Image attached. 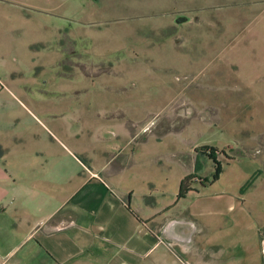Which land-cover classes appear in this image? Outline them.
Wrapping results in <instances>:
<instances>
[{"label": "rangeland", "instance_id": "rangeland-1", "mask_svg": "<svg viewBox=\"0 0 264 264\" xmlns=\"http://www.w3.org/2000/svg\"><path fill=\"white\" fill-rule=\"evenodd\" d=\"M16 1L23 5L0 4L47 25L61 17L84 23L92 39L72 40L69 22L62 24L59 43L66 48L54 68L38 62L44 50L36 43L0 58V114L17 116L12 128L24 130L30 116L46 113L108 112L117 117L113 130L122 123L129 129L109 138L117 137L118 146L182 147L174 153L181 164L166 154L170 180L193 172L195 156L201 167L195 174L212 180L214 153L221 173L240 172L243 185L253 178L248 188L264 207V0Z\"/></svg>", "mask_w": 264, "mask_h": 264}, {"label": "crops", "instance_id": "crops-1", "mask_svg": "<svg viewBox=\"0 0 264 264\" xmlns=\"http://www.w3.org/2000/svg\"><path fill=\"white\" fill-rule=\"evenodd\" d=\"M61 19L47 25L0 4V58L36 43L38 62L54 68L66 48L62 24L70 22L72 40L92 39L88 25ZM12 117L0 114V264H264L262 199L241 192L240 172L223 170L179 196L198 162L170 180L166 154L181 164V146H118L109 138L129 129L113 130L117 117L108 112L30 116L21 131Z\"/></svg>", "mask_w": 264, "mask_h": 264}, {"label": "trees", "instance_id": "trees-1", "mask_svg": "<svg viewBox=\"0 0 264 264\" xmlns=\"http://www.w3.org/2000/svg\"><path fill=\"white\" fill-rule=\"evenodd\" d=\"M206 148V147H205ZM209 156L216 162V169L213 175L212 180H207L206 178H202L200 176H197L195 173H190L188 175H186L182 181H181V185H180V190H179V196H184L187 191L190 189L191 187V181L194 177H198L201 179L200 183L204 186H206L208 183H211L213 181H215L216 179L219 178L220 173L222 171V166L219 163V161L217 160L215 154H209ZM201 167L199 166V161L197 162V168L196 170L198 171ZM253 178H250L241 188V192H244L248 187H250L253 183Z\"/></svg>", "mask_w": 264, "mask_h": 264}]
</instances>
